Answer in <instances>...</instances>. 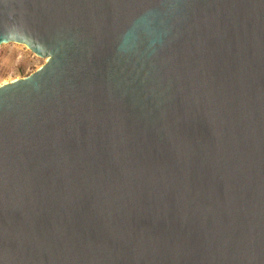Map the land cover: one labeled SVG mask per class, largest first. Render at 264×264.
Listing matches in <instances>:
<instances>
[{"label":"water","instance_id":"water-1","mask_svg":"<svg viewBox=\"0 0 264 264\" xmlns=\"http://www.w3.org/2000/svg\"><path fill=\"white\" fill-rule=\"evenodd\" d=\"M0 264H264V0H0Z\"/></svg>","mask_w":264,"mask_h":264},{"label":"rangeland","instance_id":"rangeland-1","mask_svg":"<svg viewBox=\"0 0 264 264\" xmlns=\"http://www.w3.org/2000/svg\"><path fill=\"white\" fill-rule=\"evenodd\" d=\"M45 62L24 44L7 42L0 44V84L25 76Z\"/></svg>","mask_w":264,"mask_h":264}]
</instances>
